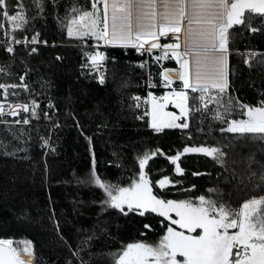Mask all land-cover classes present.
I'll return each instance as SVG.
<instances>
[{"label":"snow or ice","instance_id":"1","mask_svg":"<svg viewBox=\"0 0 264 264\" xmlns=\"http://www.w3.org/2000/svg\"><path fill=\"white\" fill-rule=\"evenodd\" d=\"M33 3L37 16L32 19L43 18L44 0H33ZM55 19L67 37L79 42L83 52L81 76L95 79L101 85L106 80V56L98 50L101 45L132 48L141 55L147 53L154 64H161L164 60L175 61L177 67H162L159 71V85L154 83L152 72H148L147 86H162L165 89L162 96L149 91L145 97H130L129 109L134 110V118L145 122L152 133L178 129L187 140H191L190 115L197 111L211 112V120L221 125L219 132L222 137L215 145L185 143L182 150L177 148L174 155L159 147L137 153L138 171L133 173L127 184L105 180L96 170L93 153L89 176L77 182L92 185L102 193L99 201H94L100 208L98 220L109 210L125 219L138 217L142 228L138 227L137 231L142 237L146 236L144 230L155 231L152 221L160 224L161 234L157 240L133 239L122 244L117 251L108 253L112 264H264V164L260 165L257 173L251 170L254 157L250 155L247 158L249 178L244 195L248 198L238 197L235 201L237 206L204 194L183 199L168 198L167 193L172 190L169 186L175 187L182 182L168 175L153 181L146 171L149 160L161 156L174 166L172 171L177 176H182L185 169L179 161L185 154H202L224 166L227 154L223 148L235 147L233 141L264 145V99L255 106L242 103L231 95L229 79L230 30L235 31L234 26H242L249 33L264 32V0H90V7H78L74 3L66 9L63 18L57 14ZM27 22L21 0H0V30L6 37L0 41V48L9 57L16 56L17 45H23L22 51L29 57L38 54L40 44L47 45V40L39 39V31H34L31 39L16 35L17 31L24 30ZM161 37L170 42H162ZM88 41L93 43L85 47ZM236 51L243 57L244 65L251 68V61L257 53ZM55 59L59 61L63 57L57 55ZM260 59L264 63V54ZM13 62L0 65V74L12 75L9 68ZM20 62L25 71L19 74V83L0 82V96L3 97L0 99V124L14 136L17 131L20 136L24 134L22 127L15 129L14 126H29L31 120L39 119L40 111L39 101L31 96L26 83L31 69L23 56ZM147 63L141 61L139 67L143 69ZM18 89L28 95L29 100L21 101ZM168 105L176 111H168ZM209 105L214 107L209 109ZM56 111L49 98L47 110L43 112L44 119L51 124L49 133L60 127L58 121H53ZM66 115L76 119L72 113L66 112ZM76 126L80 127L78 121ZM197 131H202V128ZM225 133L233 136L224 137ZM86 139L92 153L91 138ZM224 139L229 141L228 145L223 143ZM40 140L46 153L48 149L55 151L50 136H41ZM5 155L15 156L16 153L6 152ZM18 158L28 159L27 156ZM116 166L122 167L120 164ZM192 175L200 176L202 173L194 172ZM156 188L160 191H155ZM176 191L183 194L191 189L180 187ZM207 191L219 194L220 190L209 188ZM49 219L59 240L69 248L73 257L80 260V264H84L80 245L75 250L71 249L60 231L54 211ZM100 231L106 229L101 227ZM94 236L93 231L84 244L87 245ZM17 244L22 245L29 256L33 255L31 240L0 238V264H21L16 258ZM68 264H72L71 260Z\"/></svg>","mask_w":264,"mask_h":264},{"label":"trees","instance_id":"2","mask_svg":"<svg viewBox=\"0 0 264 264\" xmlns=\"http://www.w3.org/2000/svg\"><path fill=\"white\" fill-rule=\"evenodd\" d=\"M21 2L25 6L28 22L24 30L17 31L16 35L31 39L33 32L39 31V39L48 43L46 46L40 44L38 54L30 57L22 51L23 45L16 46L15 57H9L0 48V65L14 61L9 68L12 75L0 74V82L19 83V74L25 71L20 62L23 56L31 69L26 83L31 96L39 101L40 108L39 119L31 120L29 126H14L15 129H24L23 136L19 131L14 136L0 124V238L31 240L33 255L26 257L31 264H68L69 260L72 264H80V260L73 257L69 248L57 237L49 219L54 211L60 231L71 249L75 250L80 245V257L84 264H112L108 253L117 251L122 244L133 239L157 240L161 234L160 224L152 221L155 231L144 230L146 236L142 237L137 231L138 227L142 228L138 217L125 219L114 210H109L98 220L100 208L94 201L98 202L102 193L92 185L77 182L89 176L93 153L96 170L105 180L127 184L133 173L138 171L137 153L159 147L165 153L174 155L177 148L182 150L185 143L215 145L222 137L219 132L221 125L211 120V112L197 111L190 115L191 140H187L178 129L152 133L145 122L134 118L135 112L129 109V103L130 97H145L149 91L155 95L164 93L162 86L149 88L146 83L151 71L154 83L159 85V65L154 64L149 55H140L132 48L100 47L98 50L106 56L105 83L101 85L95 79H86L81 76L83 52L79 42L67 37L66 31L58 27L55 17L59 14L63 18L66 9L74 3L78 7H90V0H55V7L53 0H44L43 18L35 20L32 18L37 16V9L33 0ZM234 29L230 30L231 95L242 103L255 106L264 99V63L260 59L264 54V32L249 33L242 26H234ZM5 38L0 30V41ZM92 43L88 41L85 47ZM237 49L241 53H257L251 61V68L244 65ZM57 55L63 59L56 60ZM141 61H148L143 69L139 67ZM173 64L163 62L160 66ZM18 91H21V101L29 100L30 97L22 90ZM49 98L57 109L53 121L60 124L51 133V124L43 117ZM213 107L208 106L209 109ZM140 111H143V105ZM66 112L74 114L76 119L66 115ZM201 128L202 131H197ZM223 135L233 136L231 133ZM41 136H50L55 151L48 149L46 153L41 147ZM86 137L91 138L92 153L89 152ZM223 143L228 145L229 141L224 139ZM233 143L235 147L223 148L227 154L224 166L201 154H185L179 161L185 169L182 176H177L172 171L174 166L161 156L152 157L146 171L153 181L168 175L182 182L175 187L169 186L172 190L167 193L168 198L183 199L204 194L237 206L235 201L238 197L248 198L244 195L249 178L247 158L250 155L254 157L251 170L258 173L260 165L264 164V145L244 140ZM6 152H15L16 155H5ZM24 156L28 159L18 158ZM117 164L122 167H117ZM194 172L202 175L193 176ZM256 179H259L258 175ZM180 187L191 191L178 194L176 190ZM209 188L219 189V194L208 193ZM155 191L160 190L156 188ZM240 202H243L242 199ZM105 220L107 223H102ZM101 227L106 231L101 232ZM93 231L95 236L85 245L84 241ZM16 247L21 256L28 255L21 245Z\"/></svg>","mask_w":264,"mask_h":264},{"label":"crops","instance_id":"3","mask_svg":"<svg viewBox=\"0 0 264 264\" xmlns=\"http://www.w3.org/2000/svg\"><path fill=\"white\" fill-rule=\"evenodd\" d=\"M161 39V41L162 42H165L164 40H163V37H161L160 38ZM165 43H167V42H165ZM100 47H106V46H103V45H101ZM107 47H118V46H107ZM157 55L159 54L158 52L156 53ZM149 55V54H148ZM163 62H173L174 64V66H163V67H168V68H175V67H177V65H176V63H175V61L174 60H164V61H162L161 62V64L163 63ZM159 65V67H160V70H162V67L160 66V64H158ZM155 95V94H154ZM163 94H161V95H155V96H162ZM167 110L168 111H176V109L174 108V107H172V105H168L167 106ZM23 257V256H22ZM23 259H25L26 261H27V263L28 264H30V261L27 259V258H24L23 257Z\"/></svg>","mask_w":264,"mask_h":264},{"label":"bare ground","instance_id":"4","mask_svg":"<svg viewBox=\"0 0 264 264\" xmlns=\"http://www.w3.org/2000/svg\"><path fill=\"white\" fill-rule=\"evenodd\" d=\"M16 258L21 262V264H28L27 261L23 259V257L19 253H17Z\"/></svg>","mask_w":264,"mask_h":264},{"label":"built area","instance_id":"5","mask_svg":"<svg viewBox=\"0 0 264 264\" xmlns=\"http://www.w3.org/2000/svg\"><path fill=\"white\" fill-rule=\"evenodd\" d=\"M163 40H164L165 42H170V41H168V40H167L166 38H164V37H163ZM140 55H141V54H140ZM146 55H148V54H147V53H144V54H143V56H146ZM2 98H3V97L0 96V99H2ZM141 105H143V104H141Z\"/></svg>","mask_w":264,"mask_h":264},{"label":"rangeland","instance_id":"6","mask_svg":"<svg viewBox=\"0 0 264 264\" xmlns=\"http://www.w3.org/2000/svg\"><path fill=\"white\" fill-rule=\"evenodd\" d=\"M202 155V154H201ZM21 248L23 249V246L21 245ZM26 253V252H25ZM27 254V253H26ZM29 255H24V257H28ZM31 257V256H30ZM31 264V263H30Z\"/></svg>","mask_w":264,"mask_h":264}]
</instances>
